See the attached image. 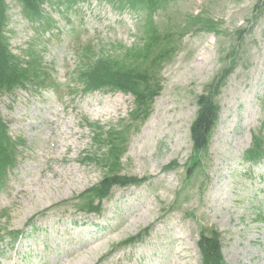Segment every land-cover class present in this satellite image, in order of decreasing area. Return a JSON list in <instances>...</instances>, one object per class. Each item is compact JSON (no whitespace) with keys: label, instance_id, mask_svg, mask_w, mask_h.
<instances>
[{"label":"rangeland","instance_id":"obj_1","mask_svg":"<svg viewBox=\"0 0 264 264\" xmlns=\"http://www.w3.org/2000/svg\"><path fill=\"white\" fill-rule=\"evenodd\" d=\"M6 4L9 16L6 36L11 51L17 54L29 45L35 46L62 83L73 65V47L68 48L67 40L59 38L40 39L31 27H25L18 6L12 0H6ZM166 8V14L160 11L153 16L154 22L161 23L166 17L176 20L187 14H203L217 22L218 29L189 33L172 60L162 68V91L148 119L130 137L122 159L123 174L149 175L151 180L148 187L135 191L134 204L117 202L110 207L107 215L110 220L105 222L109 230L95 236L98 240L107 239L92 243L78 229L64 225V221L47 225L44 241L57 247L58 259L72 257L68 264H93L112 243L154 222L163 214L162 208L177 198H180L174 209L177 212L167 214L159 222V238L146 256L151 264H200L195 243L201 227L218 230L228 264H264V180L259 179V173L264 174V165L250 176L241 175L239 166L240 157L250 144V134L264 135V0H170ZM140 13L129 9L120 12L100 3L71 18L86 22L90 30L84 40L108 48L109 44L130 46L135 42L143 15ZM58 16L56 13L51 18L57 20ZM63 22L66 21L61 19L60 24ZM232 48L236 49V64L218 97L220 117L203 157L204 166L183 188L196 97L223 67L221 58ZM118 95L75 99L68 104L66 116L72 113L77 119L101 118L104 126H112L127 118L131 109V99ZM43 100L41 109L35 110L21 101L13 104L14 114H20L21 119L11 125V130L22 134L27 142L22 160L8 182L15 192L19 191L18 201H10L15 214L11 221L14 228L37 209L79 193L102 177L101 170L93 165H79L61 158L66 149V155L71 157L83 147L92 151L91 135L85 130L80 137L73 135L79 130L77 121L72 125L65 116L50 134L40 118L47 120L52 116L55 102L46 96ZM39 112L43 116L39 117ZM53 137L58 156L48 148V140ZM173 160L179 167L162 172ZM46 167L55 171H47ZM63 231L65 234L61 235ZM104 264L116 261L108 258Z\"/></svg>","mask_w":264,"mask_h":264},{"label":"trees","instance_id":"obj_2","mask_svg":"<svg viewBox=\"0 0 264 264\" xmlns=\"http://www.w3.org/2000/svg\"><path fill=\"white\" fill-rule=\"evenodd\" d=\"M26 3L34 0H24ZM2 24V14L0 12V26ZM1 53V49H0ZM130 70H127L129 73ZM116 73H112L104 63H99L96 69L90 74V78L93 80L109 81L115 77ZM122 78H126L127 74H120ZM129 76V75H128ZM199 110L197 118L191 126V138L194 144L195 151L203 148L206 144V138L216 119V107L210 102V100L201 97L198 100ZM202 252L203 264H225L219 253V245L217 241V235L215 234L211 238H201L199 243Z\"/></svg>","mask_w":264,"mask_h":264}]
</instances>
